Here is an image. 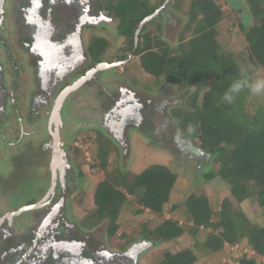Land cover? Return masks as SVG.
Here are the masks:
<instances>
[{"label":"flooded vegetation","instance_id":"flooded-vegetation-1","mask_svg":"<svg viewBox=\"0 0 264 264\" xmlns=\"http://www.w3.org/2000/svg\"><path fill=\"white\" fill-rule=\"evenodd\" d=\"M183 2L0 0V58L3 55L6 59H0V134L9 133L12 139L9 148L0 151V163L11 174L0 176L10 177L9 185L17 190L0 196V202L11 203L16 195L28 200L0 214V264H91L81 261L88 253L96 260L102 247L97 249L94 232L78 227L72 220V209L79 205L74 202L75 194L80 192L76 187L82 177L73 153L79 150L72 146L96 121L100 135L125 150L127 146L120 140H126V128L143 121L145 105L133 91L126 87L117 90L111 84L112 78L104 76L128 65L113 66L125 63L131 53L124 60L123 52L109 57L108 49L96 60L91 44L107 39V28L115 27L119 35L120 20L115 8L122 3L131 4L136 12L152 10L143 21L159 11L143 29L160 25L162 38L173 46L163 35L174 32L179 42L188 20V6ZM6 28L9 32L4 35ZM101 102H108V108L97 113ZM138 105L137 114L130 110ZM121 111L138 116L131 115L127 122ZM175 138L184 140L178 134ZM35 170L42 178L33 179ZM25 180L30 184L23 188ZM1 186L4 187L0 182ZM27 215L31 218L26 219L28 224L21 221Z\"/></svg>","mask_w":264,"mask_h":264},{"label":"trees","instance_id":"trees-1","mask_svg":"<svg viewBox=\"0 0 264 264\" xmlns=\"http://www.w3.org/2000/svg\"><path fill=\"white\" fill-rule=\"evenodd\" d=\"M245 1L252 17L250 27L240 23L247 57L257 68H264V0ZM152 12H136L131 4L122 3L115 8L119 35L125 38L121 59L126 60L133 50L138 26ZM187 18L178 46L162 38L160 25L144 28L134 58H139L147 75L187 94L186 104L174 108L171 114L183 138L194 140L200 151L213 157L217 175L211 173L207 178L218 176L226 181L236 204L227 197L213 205L205 194L191 193L181 205L168 206L179 175L159 164L148 166L134 177L118 168L108 171L113 163V143L101 138L98 164L92 168L98 167L106 175L96 186L95 208L82 219L81 226L92 230L107 221L108 236L115 238L121 228L122 209L132 197L138 204L136 215L145 211L174 215L181 208L180 215L166 217L161 224L141 232L146 242L156 244L175 243L183 236L194 242L192 248L175 253L165 250L158 264H196V252L201 249L221 253L216 264H264V225L254 222L244 208L247 203L254 205L264 216V101L251 112V92L246 86L232 102L223 99L235 81L252 83V78L222 45L219 26L228 15L218 0H191ZM109 47L105 38L94 40L93 57L100 60ZM120 238L123 248L134 242L126 234Z\"/></svg>","mask_w":264,"mask_h":264},{"label":"rangeland","instance_id":"rangeland-1","mask_svg":"<svg viewBox=\"0 0 264 264\" xmlns=\"http://www.w3.org/2000/svg\"><path fill=\"white\" fill-rule=\"evenodd\" d=\"M185 2H183V4L187 8L190 1L187 0V2ZM218 2L228 15V18L219 26V38L222 45L225 46L228 52L233 53L237 57L243 72L251 73L252 83L256 80H264V68H257L247 57V43L240 28V23L244 24L247 28L252 25V17L249 13L248 5L244 0H235L234 2H232V0H218ZM239 6H241V8ZM112 28L113 29L107 28V34L109 36L107 40L110 42L109 57L119 53V51L123 52L122 49L125 44V38L118 35L115 27ZM6 30L7 31H4V35L9 32L8 28H6ZM164 31L166 30L164 29ZM163 36L170 41V44L173 46L179 45L176 41L177 34L174 32H165ZM2 47L3 46L0 44V51H3ZM21 57L23 62L25 54H22ZM1 58L4 62L6 61L5 56L1 55ZM127 64L128 65L125 67H120L118 71L111 70L107 72L104 76H110L112 78L111 84L115 85L114 88H117V90L121 87L122 91V87H126L133 91L136 97L142 99L145 105L143 116L140 113L143 121L137 125L133 123L130 125L131 127L129 126V128H126V140H120L121 144L127 146L125 150L119 143H116L118 146L114 143L112 144L114 148L111 155L113 163L108 171H113V168H118L129 172V176L134 177L153 164L169 167L173 172L179 175V180L173 190L172 198L168 206L171 204L181 205L184 199L191 193L205 194L210 198L213 205L221 202L224 198L232 197L231 187L226 181L218 176L214 179L207 178L211 173L217 175V171L213 168V157L197 150L199 148L194 140H187L184 138V140L180 141L175 138L177 134L179 137L183 136L171 111L176 107L186 104L185 100L187 94L177 91L173 87L166 86L163 79L157 81L154 77L147 75L140 66L139 58H132ZM7 76H9V72H7ZM30 78L31 86H34L35 83L32 80V75ZM8 89L7 86V91ZM263 101L264 93H251V98L248 103H251L252 106H248L249 110L254 112L257 106ZM105 103L106 102H101L98 109H96L97 113L99 111L102 112L104 109L107 110L106 108H108L109 104L108 102ZM139 107L138 105L134 107V109L137 110ZM123 112L124 111H121V113ZM127 113L130 119L132 113ZM145 116H147L146 120ZM105 120L106 116H103V121ZM137 120L135 119L136 122ZM91 121L94 120L91 119ZM99 121H101L100 117ZM16 122H18V120ZM95 123H90L85 135L79 136L75 140L77 141L74 143L75 147L74 145L72 146L79 150L73 151V153L76 160H78L77 163L80 165L82 174L78 186L76 187V190L79 189L80 192L76 193L74 198V202L76 201L79 205L74 206L72 209L73 212H71L72 220L78 227L81 226L82 219L94 210L93 195L96 186L106 175V171L97 166L96 169L92 168L98 164V142L101 138L106 139L103 133V135L100 136L97 129L99 125ZM4 130L7 132L6 129ZM32 137L33 136H30V138ZM10 139L11 136L9 133L1 132L0 151H5L7 147L9 148L8 142L12 140ZM13 155L14 157L17 156V154L14 153ZM2 158L3 157H1L0 160ZM2 166H4L3 163H0V175L11 174L4 171L5 168ZM35 171L36 175L34 174L33 179H35V177L36 179L38 177L42 178L40 172L37 174V170ZM9 178L10 177L3 178L0 176V182L4 185V187H0V196L11 192H17V190L9 185ZM15 179H12L10 182L13 183ZM42 181L41 179V182ZM27 184L26 180L22 182L23 188ZM231 199L233 200V197ZM10 202L11 203L7 204L0 202V214L11 211L16 206L20 207L23 204H27L28 200L25 197L20 199V195H16ZM233 203L236 204V201L233 200ZM137 205L135 199L131 197L130 203L124 206L119 220L121 228L115 238L111 239L108 236L107 221H104L98 227L91 230L94 232L93 239L96 242L97 249L98 247H102V249L97 251L96 260L88 253L82 257V262L90 261L92 262L91 264H158L162 260V253L165 250L175 253L183 248H192L194 242L187 236H183V238L175 243L156 244L146 242L141 235L145 227L153 228L161 224L166 217L171 218L176 214L177 216L180 215L181 208H179L174 215H170L169 212H166L164 216H161L149 211H145L141 215H136V210L138 209ZM244 208H247L246 212L249 216L253 217L252 219L254 222L264 225V216L261 214L258 207L254 205L250 206L247 203L244 205ZM26 219L29 221L31 218L29 219V215L26 217L23 216L21 221L27 222ZM122 234H126L127 237L134 241L126 248L122 247L123 241L120 238ZM1 250L0 248V253ZM226 253L227 252H224L222 255L226 256ZM196 254L198 256V262L196 264H216V260L221 255V253L216 255L212 254L209 250L204 249L197 251Z\"/></svg>","mask_w":264,"mask_h":264},{"label":"clouds","instance_id":"clouds-1","mask_svg":"<svg viewBox=\"0 0 264 264\" xmlns=\"http://www.w3.org/2000/svg\"><path fill=\"white\" fill-rule=\"evenodd\" d=\"M245 86L253 94L264 93V80H256L253 83L235 81L224 93L223 99L229 103L232 102L235 99V94H238Z\"/></svg>","mask_w":264,"mask_h":264},{"label":"water","instance_id":"water-1","mask_svg":"<svg viewBox=\"0 0 264 264\" xmlns=\"http://www.w3.org/2000/svg\"><path fill=\"white\" fill-rule=\"evenodd\" d=\"M159 13V11L155 14V15H152L151 17L147 18L146 20H144L141 25L139 26L137 32H136V37H135V44H134V47H133V50L131 52V54L129 55V58L128 60L125 62V63H116L114 64L113 66H119V65H122V64H127L129 63L132 58L134 57L135 53H136V50H137V47H138V42H139V34L141 32V30L143 29V27L152 19H154V17Z\"/></svg>","mask_w":264,"mask_h":264},{"label":"bare ground","instance_id":"bare-ground-1","mask_svg":"<svg viewBox=\"0 0 264 264\" xmlns=\"http://www.w3.org/2000/svg\"><path fill=\"white\" fill-rule=\"evenodd\" d=\"M130 110H131V111H133V110L136 111L133 107H131ZM123 113H124V112H123ZM123 113H122V116H123V118H125L124 120H126V121L128 122V120H129V115H128V113H127V112H125V114H123ZM135 113L137 114V111H136ZM133 115H135V114H133ZM137 116H138V115H135V117H137ZM117 130H119V128H118Z\"/></svg>","mask_w":264,"mask_h":264}]
</instances>
